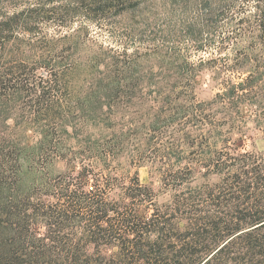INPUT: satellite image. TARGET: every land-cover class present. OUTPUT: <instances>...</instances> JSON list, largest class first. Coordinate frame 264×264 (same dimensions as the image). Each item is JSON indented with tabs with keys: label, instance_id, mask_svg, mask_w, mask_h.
Instances as JSON below:
<instances>
[{
	"label": "trees",
	"instance_id": "1",
	"mask_svg": "<svg viewBox=\"0 0 264 264\" xmlns=\"http://www.w3.org/2000/svg\"><path fill=\"white\" fill-rule=\"evenodd\" d=\"M140 3L0 0V264H264V0Z\"/></svg>",
	"mask_w": 264,
	"mask_h": 264
},
{
	"label": "rangeland",
	"instance_id": "2",
	"mask_svg": "<svg viewBox=\"0 0 264 264\" xmlns=\"http://www.w3.org/2000/svg\"><path fill=\"white\" fill-rule=\"evenodd\" d=\"M139 9H137L136 17L135 14L132 15V10L122 14L124 18H136V20H151L156 22H161L164 18H173L174 21L179 22L180 18L184 17V11L182 8L183 3L190 0H140ZM191 10V12H190ZM188 10L186 14L190 17L193 15L192 9ZM78 24V19L76 21ZM75 24V25H76ZM90 32L93 35H98L99 37L107 36V32L100 30L96 25L89 22ZM52 30V29H50ZM198 56H195L194 59L197 60ZM200 82L201 85L197 90V97L199 99H209L211 98L219 88V83L212 78V72L209 69H202L200 72ZM251 129L247 132L245 138L244 148L247 150L253 151H264V131L254 128L252 123H250ZM63 163L57 164L53 172L63 169ZM125 168L131 173H137L140 177V180L144 183L150 184L155 187L156 190L161 189V178L159 173L151 166V164L143 165H134L129 164L125 161ZM216 177L211 178V180H216ZM199 182L203 181V178H198ZM159 198L161 201L168 198L166 192H159Z\"/></svg>",
	"mask_w": 264,
	"mask_h": 264
}]
</instances>
